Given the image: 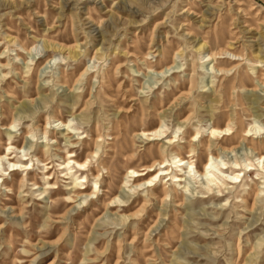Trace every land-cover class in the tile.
<instances>
[{
    "label": "rangeland",
    "instance_id": "374dc122",
    "mask_svg": "<svg viewBox=\"0 0 264 264\" xmlns=\"http://www.w3.org/2000/svg\"><path fill=\"white\" fill-rule=\"evenodd\" d=\"M262 82L264 0H0V155L12 144L30 168L0 165V264H264V194L245 206L260 172L229 199L201 194L200 177L186 188L172 180L182 174L174 158L192 149L200 173L208 145L215 157L229 149L217 166L264 155ZM229 120L234 135L211 140L208 129ZM161 126L167 138L140 139ZM69 152L86 164L72 163L70 177L85 194L97 187L93 199L67 202L73 184L59 165ZM162 159L171 176L125 197L129 169ZM47 170L53 188L40 196ZM240 192L249 196L238 204Z\"/></svg>",
    "mask_w": 264,
    "mask_h": 264
},
{
    "label": "bare ground",
    "instance_id": "6f19581e",
    "mask_svg": "<svg viewBox=\"0 0 264 264\" xmlns=\"http://www.w3.org/2000/svg\"><path fill=\"white\" fill-rule=\"evenodd\" d=\"M232 44L234 42H231ZM229 47L227 46L226 49H228ZM226 49H222L220 54L218 53H208L205 58H208L205 62H213L216 61L217 59H220L221 55L224 54H228V51ZM34 49H31L28 53V55H32ZM201 50H208V47L206 45V43H204V45L201 47ZM240 59H236L234 62L239 61ZM54 61V59H50L48 61L49 65H52V62ZM237 64V63H235ZM215 65V64H214ZM214 65L212 66V68H214V70H216V68L214 67ZM238 67V65L235 66V68L233 70H235ZM176 69V66H171L166 68L165 70L161 71L158 73V75H160L161 77H166L169 74H172L174 72V70ZM222 71V70H221ZM220 70H218V72H221ZM89 71L88 69L85 70L84 73H82V76H84L85 74H87ZM172 72V73H171ZM223 72V71H222ZM222 74V73H221ZM83 78V77H82ZM260 80H263V77H259ZM261 86L264 87V82L261 83ZM59 122L62 126H63V132L65 131H69V128H72L71 126H69L70 124H66L63 123L61 121H57ZM232 125V120L228 121V124L226 127L219 129L216 127H210L208 129V131H210V139L214 140L216 142H219L220 140L218 138L221 137V139L223 140L225 137H231L234 135V132L232 131L231 128ZM163 127L161 126L159 129H155L152 131H143V134L139 135L140 139L142 140H147L149 142H159V140L165 139L168 136H166V132L162 130ZM256 128L254 127L252 130L254 131ZM257 131V130H256ZM8 133H12L11 130H8ZM69 134H71V132H69ZM200 133H198L197 135H195V137L199 136ZM255 134V133H254ZM261 135V134H260ZM253 136V135H252ZM251 135L247 134L244 135L242 138H251ZM10 141H14V137L9 136ZM146 137V139L144 138ZM74 138H72L71 142L73 141ZM28 140H30V143L33 142V140L31 141V139L28 138ZM78 139H75L74 141H76ZM219 140V141H218ZM175 142L173 140H170L169 142H167L164 145H172ZM219 144V143H218ZM13 145L10 144V147L6 150L7 152H4L3 154L0 155V165L1 164H7L8 165V169H4L9 171V175H14L17 174V172H26L28 170H30V168L27 167L26 164H24V162L26 160H28L27 158H19L18 156H14L15 152L9 153L10 151L14 150V148H11ZM49 146V145H48ZM48 146L45 145V147L47 149H45L46 154L49 155V148ZM73 148V147H72ZM222 148V147H221ZM239 147H234L233 149L230 150V152H235ZM161 149V148H160ZM211 146L208 145V152H209V157H211L204 165L202 172L200 173L196 167H194L193 163H191V159L194 156L195 153V149H192L191 151V156L189 157V160H186L184 158H182L181 154H177L176 158H174V160L177 159V162L179 164V167H182V174L181 175H176L172 177V180H174V184L178 183L180 188H186V185H188L189 182H192L193 179L197 180V182H199L200 180L198 179L199 177L202 179L201 181H203V185L205 188L201 189L200 193L207 196V195H216V198H223L224 196H226L229 199L230 195H233L236 191V189L240 186V184H242V182L244 181V176L246 173H251V172H255L258 171L261 174H256L257 176H261L257 177L256 180L262 181V185L259 186L255 191V196H256V200L255 203L250 204V205H246V201L243 199V197L245 196H249L247 193L245 192H240L242 195V197L240 196L238 199V201L236 203H240L243 202L245 203V206L253 211V208H256V205L258 204V200L261 198V196H263V192H264V155H256L257 158L256 161H258V163H256V161H248V163H228V162H223L221 166H217L216 162L219 160L220 155H222L223 153H227L229 152V149L227 148H222L221 152L218 153V155L215 157L212 150H211ZM162 151V149H161ZM7 153V154H6ZM29 154H26L24 156H28ZM68 155H70L68 158L65 159V161L63 162V164L59 165L61 166V170H62V174L65 175L67 178L66 179H70L72 180L69 183L73 184V187L69 188L71 195L68 196L67 198V202L68 203H75L76 199H93L92 196L96 195L97 193V187L93 189V191L89 194H85V192H81L84 188L82 185H84L85 181L82 180L81 182H78V179H75L74 176L70 175L72 174L73 167L71 166L72 163L76 164L79 169L81 168H86L85 167V162L84 163H76L72 160V158L75 156L73 152H69ZM97 152L93 154V158H96ZM23 157V156H22ZM37 160V159H36ZM39 163H42V165L44 164V161H42L40 158L38 159ZM216 162H214V161ZM167 161L162 159L160 160V162H154L151 166H147L144 168L143 171H138L135 169H129V173L126 176V180H129V178H132L133 180V184L129 185L130 186V190L129 193H127L125 197L128 198H134V196L141 192V191H145V189H149V188H156V181H162V177H170L171 173H170V168H169V164L166 163ZM216 165V166H215ZM47 165H44L45 169H46ZM213 166H215L216 168H214ZM51 168V167H49ZM195 168V170H197V172H195L193 169ZM216 169L218 170V172L216 171ZM3 172V169H0V173ZM48 170L47 173L45 174V176L42 178L43 181H45V185L48 186V188L44 189V191H42V193H40V196L43 195V192H46L47 190H50V188L52 186H50L52 183L50 182H46V180L49 181V179H51L52 177H50V173L48 174ZM6 175V174H5ZM47 177V178H46ZM98 177V176H97ZM96 177V179H97ZM1 178V177H0ZM6 180L4 179L2 184L5 182ZM171 181V180H170ZM130 181H128L127 183H129ZM23 185L25 186L26 184L25 181L21 182ZM183 183L186 185L184 187H182ZM98 184V183H97ZM202 184V183H201ZM39 184L34 182V189L32 190L34 191H39L40 187L38 186ZM53 188V187H52ZM100 188V187H99ZM129 194V196H128ZM168 196L163 200V201H168ZM40 199V198H39ZM200 199V198H199ZM202 199V198H201ZM205 199V198H204ZM115 202V201H114ZM124 204V203H122ZM184 203L183 202H179L178 203V207L182 206ZM125 206V205H123ZM129 206V205H128ZM125 206V207H128Z\"/></svg>",
    "mask_w": 264,
    "mask_h": 264
}]
</instances>
